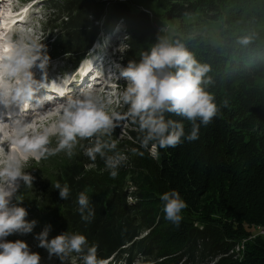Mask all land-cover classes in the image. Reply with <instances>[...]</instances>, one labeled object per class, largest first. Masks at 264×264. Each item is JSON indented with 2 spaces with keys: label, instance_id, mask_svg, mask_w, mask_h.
I'll list each match as a JSON object with an SVG mask.
<instances>
[{
  "label": "trees",
  "instance_id": "16d2710c",
  "mask_svg": "<svg viewBox=\"0 0 264 264\" xmlns=\"http://www.w3.org/2000/svg\"><path fill=\"white\" fill-rule=\"evenodd\" d=\"M44 1L47 47L55 55L78 61L101 30L120 25L126 37L124 66L160 37L154 17L138 8L155 1L165 20L178 23L171 41H181L210 65L207 90L221 107L210 124L201 126L198 140L175 148H142L137 125L126 120L123 135L125 119L120 120L110 139L127 159L116 179L99 156L92 161L82 148L48 175H39L34 180L40 194L27 204L42 216L38 233L50 225L49 239L65 232L84 234L108 264H264V237L248 241L255 226L264 228V0ZM243 36L251 42L237 43ZM116 111L123 115L127 106ZM170 118L190 132L187 120ZM81 144L88 147L91 141ZM56 183L69 186V199L60 198ZM171 190L188 205L178 227L164 218L160 199ZM82 191L95 209L91 222L77 211ZM244 242V249L236 251Z\"/></svg>",
  "mask_w": 264,
  "mask_h": 264
},
{
  "label": "clouds",
  "instance_id": "9594fccd",
  "mask_svg": "<svg viewBox=\"0 0 264 264\" xmlns=\"http://www.w3.org/2000/svg\"><path fill=\"white\" fill-rule=\"evenodd\" d=\"M250 42L249 36L237 41L242 45ZM48 63L45 45L24 31L0 44V109L19 113L43 109L47 97L40 93L47 87ZM34 69L43 73L41 79L36 78ZM210 71V65L198 61L184 43L159 37L149 50L140 53L138 60L119 66V78L126 81L119 95L120 103L127 106L125 114L111 109V95L89 87L69 96L56 108V120L51 127L32 132L28 122L14 121L8 150H0V264L41 262L39 253L32 252L25 241L6 240L13 234L32 233L36 225L35 220L26 219L28 212L20 206L22 201L17 196L21 184L26 188L33 185L34 177L25 170L29 160L46 159L61 152L71 158L80 147L92 161L99 156L110 177L116 179L127 157L116 151L117 145L110 137L122 119L137 125L140 146L145 149L150 145L175 148L185 140L196 141L201 126L210 124L220 112L221 106L207 90L212 82L207 75ZM222 106L227 107L228 101H223ZM172 116L187 120L190 132L186 134L184 123ZM53 137L55 147L50 146ZM85 140L91 141L90 146L81 144ZM133 154L143 153L134 150ZM54 188L59 190L61 199H69L71 191L67 184L56 183ZM160 199L164 218L178 227L187 203L176 190L163 193ZM77 205L81 220L91 222L95 209L85 191L78 194ZM50 227L35 236L37 246L44 248L50 259L55 256L65 264L75 254L82 264H105L97 256L98 246H89L84 234L65 232L49 239Z\"/></svg>",
  "mask_w": 264,
  "mask_h": 264
},
{
  "label": "rangeland",
  "instance_id": "374dc122",
  "mask_svg": "<svg viewBox=\"0 0 264 264\" xmlns=\"http://www.w3.org/2000/svg\"><path fill=\"white\" fill-rule=\"evenodd\" d=\"M95 1H99V0H95ZM22 3H24V0H22ZM143 4L145 6H143V7L141 6L138 8H144L143 10L146 11L148 14H150L149 16L152 19L154 17L153 22H154V25L156 28L155 30H156L157 34L160 37H167L169 40H171L172 33H174V30H175L174 28L177 26L178 23L177 22L174 23V22H170V21L165 20L161 16V15H163V10L157 4H155V1H147V2L144 1ZM45 6H46V2H44V0H40V3H38L36 5V7H33L34 9H32L29 12V16H31L34 19L35 23L27 26V27H29L27 32H28V34L34 35V37L37 38V40L40 43L45 45L46 54L49 56V63L47 65L46 77H53L54 76L55 79H59V77H61L63 74L61 76H59V74L55 73V70L58 69L59 71L63 72V71H69L72 69H76L77 67H75L74 63H77L76 58H78V57H72V56H68V55L58 56V55H55L54 50L52 51V50H50V47H47L48 46L47 42H46L47 34H45V31H44V26H45V22H46L44 19L47 20V9L45 8ZM34 11L36 12L35 14H33ZM191 19H194V18H191ZM191 19L187 18L186 20L190 21ZM98 24H100V26H102V21H100V23H98ZM16 25H18V23ZM109 30L110 31L101 30L100 31L101 33L96 40V42L99 41L98 44H96V42H95L93 45H91V48L89 49L88 53L86 54V55L89 54V56L85 57L83 59L79 58L81 61V64H79V66L83 65V67H82L83 70L89 69L95 75L93 80H90L89 76H87V75L85 76L86 80H88L90 82V84L92 82H95V85L100 83L99 79H98V75H97V72H100L99 71L100 69L95 67L96 64L98 63V61L99 62L104 61V63H103L104 66H105V64L108 66L109 65L112 66L111 65V62H112L111 58H112V59H114V61L116 63L119 62V66H123L122 65L123 63H121L123 58H121V57L124 55V50L126 49V46L124 44L125 39H126L125 33H123V31H122L123 28L120 25H118L117 27H113L112 30L111 29H109ZM95 44L97 45L98 50L102 54H99L97 52H95V53L91 52ZM35 70H37L35 72L36 78H38V77L42 78L43 73L39 69H35ZM96 70H97V72H96ZM103 70H105V69H102L101 72ZM86 74H87V72H86ZM107 79H108V81L105 84V85H107V89H105V87H106L105 86V87H103V90H105V94H109L112 96L113 105L111 106V109L116 111V109L121 107L122 103H120V101H119V95L122 92L121 88L125 87L126 81L122 80V81H119L118 83H116L113 80V82H112V81H110V79H114L113 76H108ZM262 79L263 80L260 82V85H264V77ZM78 85H80V84L79 83H71L70 84L71 88L69 90H67V92H69V93L73 92ZM109 85H111V86L115 85L119 89L117 91H115L114 89L109 88L108 87ZM64 86L66 87V85H64ZM56 89H57V87H56ZM45 90H50V89L46 88ZM55 91H57V90H55ZM60 93L62 94L63 92H60ZM116 96L118 98H116ZM59 99L61 100L60 104L64 103V101L66 100L64 95H61V97ZM27 112H25V113H27ZM52 114L53 113L50 112V114H46V115H52ZM40 116H42V115H40ZM25 119H27V118H25ZM126 120L127 119H125V123H122L123 124L122 131L121 130L119 131L123 135L125 134L126 128L129 127V124L127 123ZM40 125H43L41 127V129H43L44 128L43 121H41L39 123V126ZM55 143H56V140H55V137H53L52 138V144L50 146L55 147ZM79 149H80V147H78L76 149V154H77V151ZM151 149L152 150L150 151V154L152 155V157H156V150L153 148H151ZM153 152H155V155H153ZM75 155H73L71 158H69L65 153L61 152L57 155L50 156L46 159H40V160L31 159V161L29 160L28 163L26 164L25 170L27 172H29L35 179L39 175H45V174L48 175L51 168L52 169L57 168L58 165H60L62 162L69 161ZM43 167H44V170L42 171ZM40 178H42V177H40ZM38 179L39 178H37L36 180L38 181ZM36 180L33 181V185L31 188L22 187V185H21V187L17 193V196L22 201L20 206L26 208V210L28 212V216L26 217V219L28 221L35 220L37 223L39 220H41L40 218L42 216L41 215H38V216L35 215V213H34L35 210L32 209L33 207H31L29 205L27 207V204L28 203L30 204V202L33 200V198L40 194V193H38L39 190L36 189V187H35L36 183H37ZM124 190L127 193H131L130 192L131 189H128V187L125 188ZM38 231H40V229L38 228V226L36 224L35 227L33 228L32 233L25 234V235L13 234V235L6 237V240H8V241L23 240L28 244V246L32 252H36V248H40L37 246L38 241L35 239V236L38 234ZM42 231H43V229H42ZM257 236L264 237V228H262L260 226H255L254 227V234L252 236L248 237V241L253 240ZM35 242L37 243L36 245H35ZM244 244H245V242L242 245H240L239 249H237L236 251L243 250L244 246H245ZM38 253L41 256L40 264H61V261L55 256H53L50 259L47 251L44 248L39 250ZM73 257L71 258V260L69 262H65V264H76L78 262V259L76 260Z\"/></svg>",
  "mask_w": 264,
  "mask_h": 264
},
{
  "label": "bare ground",
  "instance_id": "6f19581e",
  "mask_svg": "<svg viewBox=\"0 0 264 264\" xmlns=\"http://www.w3.org/2000/svg\"><path fill=\"white\" fill-rule=\"evenodd\" d=\"M3 34H5V32H3V31L0 32V44H2L1 39L3 37ZM105 66H107V65L105 64ZM96 72H97V70H96ZM97 75H98V79H99V82L100 83L97 84L98 88H95V90L100 91V87L101 88L102 87H105V84L106 83H105V79L104 78H106V75L102 76L100 72H97ZM37 79H41V78L38 77ZM45 83L47 85L46 88H48V89H56V87L53 85L52 82L45 81ZM70 88H71L70 85H68V86L65 87L66 91L69 90ZM105 89H107V86L105 87ZM103 94H105V90H103ZM57 107L58 106H52L51 105L49 107V110L48 111H46V112H38V114H39L38 119H40V121H43L44 127H46V126L47 127H51L52 124L55 122L56 116H57V113H56V108ZM50 112H52L53 114L52 115H46V114H50ZM40 115H42L43 117L40 116ZM25 116H26V113L25 112L24 113H19L17 111V113L12 114V116H6V119L9 120V121L24 120V121L28 122L27 119H29V118L26 117L27 119H25ZM28 123L31 124V122H28ZM11 126L12 125H9V126L4 127L3 133L5 134V138L2 136L3 137L2 138V141L3 142L5 140L8 141L9 137L11 135H13V130H12V127ZM30 131H32V130H30ZM8 147H9V145L8 146H5V148H3L4 151H7L8 150Z\"/></svg>",
  "mask_w": 264,
  "mask_h": 264
}]
</instances>
